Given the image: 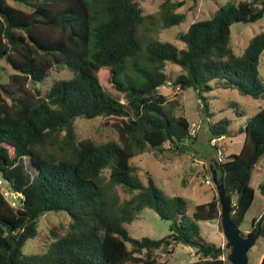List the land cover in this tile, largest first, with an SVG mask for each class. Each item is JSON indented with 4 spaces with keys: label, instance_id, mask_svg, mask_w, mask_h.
Segmentation results:
<instances>
[{
    "label": "trees",
    "instance_id": "trees-1",
    "mask_svg": "<svg viewBox=\"0 0 264 264\" xmlns=\"http://www.w3.org/2000/svg\"><path fill=\"white\" fill-rule=\"evenodd\" d=\"M13 1L26 7L0 0V58L14 69L9 80L0 83V174L19 193V204L13 206L0 188V264H166L160 251H172L176 242L199 246L197 220L220 216L218 196L196 203L191 219L183 196L167 195L150 175L143 182L130 162L132 156L166 141L185 152L186 140L196 137L186 115L159 90L168 82L167 63L180 68L173 85L195 89L207 116L209 140L227 135L231 123L228 116L211 118L205 93L213 88V80L263 100L242 126L240 150L217 160L218 175L232 200L230 218L240 225L255 194L254 165L264 153V82L258 71L264 31L236 54L230 26L260 18L264 0L229 2L210 17L191 22L177 34L183 47L150 39L143 58L137 56V30L144 15L135 0ZM184 18V12H172L164 16L163 25ZM128 60L139 79L122 78ZM57 64L66 65L72 75L55 79L44 91L30 87L29 81L42 80ZM103 68L126 102L104 88L99 74ZM229 105L243 114L233 102ZM96 116L116 128L118 139L77 137L76 118ZM47 147L59 154L44 151ZM104 169L114 184L131 193L116 212L106 210L98 179ZM259 190L264 195V183ZM146 206L170 221L166 234L129 233L124 223ZM50 210L69 214V230L55 238L47 252L24 253L25 241L38 231V219ZM253 221L248 234L259 223L264 236V212ZM221 254L202 253L187 264H230Z\"/></svg>",
    "mask_w": 264,
    "mask_h": 264
},
{
    "label": "rangeland",
    "instance_id": "rangeland-1",
    "mask_svg": "<svg viewBox=\"0 0 264 264\" xmlns=\"http://www.w3.org/2000/svg\"><path fill=\"white\" fill-rule=\"evenodd\" d=\"M135 1L140 5L144 15L137 30V36L141 42V48L137 56L143 58L145 44L148 40H168L178 47H183L184 43L177 37L180 31L186 30L189 24L195 20L210 17L221 5L229 2L236 3L239 0H180L182 1L181 5L173 4L179 0ZM10 2L26 7L13 0H10ZM172 12H184L185 18L177 24H172L168 27L164 26V16ZM230 29L232 50L234 53L239 54L254 34L264 31V13L254 21H234L231 23ZM131 62L132 60H128L127 68L121 73V76L124 79H139V75L134 71ZM13 71L14 69L5 58H0V83L9 80V76ZM165 71L169 77L168 82L161 85L159 90L166 96L167 102L176 103L177 111L186 115L190 122V131L193 133L194 130L196 137L186 140L189 150L185 152L177 150L166 141L160 148H148L144 152L132 156L130 162L138 168V173L143 182H146L147 177L150 175L155 184L167 195L183 196L186 200V214L192 219V212L196 203L208 201L214 195H217L216 184L212 178L214 162L240 150L244 140V133L241 132L242 126H244L247 117L262 106L263 100L260 97L242 94L235 87L218 86L213 80L211 82L213 88L205 93L209 100L211 118L215 120L222 116H228L231 118V123L228 126L229 133L216 138L212 142V140H209L207 122L204 119L207 116L201 110V104L195 89L191 86L179 88L172 84V80L180 72L178 65L167 63ZM258 71L264 82V49L259 55ZM99 74L104 88L121 101L126 102L123 94L115 90L111 85L107 69H101ZM71 75L72 72L66 65L57 64L52 66L42 80L34 83L29 81V84L31 88L36 86L44 91L55 79L67 78ZM230 102H233L238 109L242 110L243 114H237V109L229 105ZM75 124L78 138L90 137L97 142L118 139L116 128L107 123L101 116L92 118L77 117ZM44 151L59 154L54 147L44 148ZM193 158L201 161L199 166L191 164ZM23 160L27 167L33 171V168L29 165V158L25 156ZM216 174L219 177L218 171ZM0 178L2 181L0 188L4 192L5 197L13 206H18L19 193L8 187L7 181L3 179L1 174ZM98 179L106 200V210L116 212L124 199L128 198L131 193L120 185L114 184L107 169L100 173ZM207 179L209 180L208 182ZM251 183L255 188V194L239 225L243 234L249 232L255 225L253 217L258 218L264 212V195L259 190L260 184L264 183V153L254 165ZM169 222L168 219L162 218L153 208L146 206L141 209L130 223L124 224L132 236L148 235L150 237H160L169 231ZM69 223L70 216L64 210L46 211L38 219L36 235L25 241L22 251L27 254H43L47 252L50 248V243L69 230ZM197 223L200 228V236L196 237L199 246L176 242L172 251H160L166 264H187L189 261L195 260L203 253L200 250L201 245L224 246L226 238L222 231L220 216L212 219H199ZM228 251V248H222L221 256L225 258ZM263 254L264 236L259 235L248 250L249 264H259ZM229 263L231 264L230 261Z\"/></svg>",
    "mask_w": 264,
    "mask_h": 264
},
{
    "label": "water",
    "instance_id": "water-1",
    "mask_svg": "<svg viewBox=\"0 0 264 264\" xmlns=\"http://www.w3.org/2000/svg\"><path fill=\"white\" fill-rule=\"evenodd\" d=\"M217 168L218 162H214V167L212 168V178L217 188V195L220 203V223L226 242L224 246L201 245L200 249L203 253L210 251L216 253L226 247L229 249L226 258L231 262V264H249L248 250L260 235L259 223H257L256 231L252 235H243L239 226L231 220L230 211L232 209V200L225 192L221 176L218 177L216 174ZM259 264H264V254L261 257Z\"/></svg>",
    "mask_w": 264,
    "mask_h": 264
},
{
    "label": "built area",
    "instance_id": "built-area-1",
    "mask_svg": "<svg viewBox=\"0 0 264 264\" xmlns=\"http://www.w3.org/2000/svg\"><path fill=\"white\" fill-rule=\"evenodd\" d=\"M193 132H194V130H193ZM215 141V138L214 139H212V142H214ZM200 160H197L196 158H193V161L191 162V164L193 165V166H199L200 165ZM209 180L207 179V182H208ZM2 181L0 180V183H1ZM3 194H4V192H3Z\"/></svg>",
    "mask_w": 264,
    "mask_h": 264
},
{
    "label": "flooded vegetation",
    "instance_id": "flooded-vegetation-1",
    "mask_svg": "<svg viewBox=\"0 0 264 264\" xmlns=\"http://www.w3.org/2000/svg\"><path fill=\"white\" fill-rule=\"evenodd\" d=\"M246 234H248V232ZM246 234H244V235H246Z\"/></svg>",
    "mask_w": 264,
    "mask_h": 264
}]
</instances>
